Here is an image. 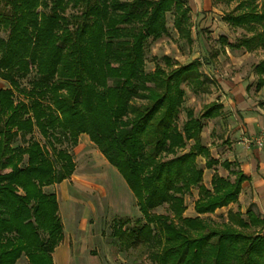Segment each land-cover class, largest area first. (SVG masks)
<instances>
[{
	"label": "trees",
	"instance_id": "1",
	"mask_svg": "<svg viewBox=\"0 0 264 264\" xmlns=\"http://www.w3.org/2000/svg\"><path fill=\"white\" fill-rule=\"evenodd\" d=\"M232 3L222 20L247 35L237 43L221 37L222 47L264 50V0H214ZM168 14L179 37L193 43L185 0H0V78L9 84L0 89V264L23 256L54 264L63 225L57 197L45 188L75 170L71 153L55 144L76 146L81 135L118 170L142 215L115 221L118 247L146 250L153 264H264V218L183 216L193 189L201 191L196 212L214 213L237 200L245 177L224 162L234 182L214 176L211 192L200 185L199 158L207 168L218 164L202 145L203 120L220 115V104L198 118L188 110L183 128L177 125L183 84L209 92L203 62L173 65L164 57L165 67L146 71V45L168 33ZM254 72L261 88L264 59ZM36 129L50 148L30 137ZM161 207L168 213H155Z\"/></svg>",
	"mask_w": 264,
	"mask_h": 264
},
{
	"label": "crops",
	"instance_id": "2",
	"mask_svg": "<svg viewBox=\"0 0 264 264\" xmlns=\"http://www.w3.org/2000/svg\"><path fill=\"white\" fill-rule=\"evenodd\" d=\"M196 2L194 10L196 14L216 11L213 0ZM189 7L192 13L194 8L191 5ZM222 48L226 51V55L232 50L228 47ZM220 54L218 51L217 57L213 60L219 61ZM250 55L247 52L242 60L234 59L232 66L241 67ZM194 60L203 62L202 57ZM205 73L212 80L209 92L194 94L208 97L209 102L205 106L217 103L222 106V110L217 117L203 120L202 145L218 164L207 168V159L202 156L199 158V164L204 170L200 185L211 192L214 176L234 182L236 176L231 174L230 170L240 171L245 179L241 184L237 200L217 209L214 213L200 215L196 212L195 203L200 199L201 191L199 187L193 189L192 193L185 196L186 210L183 216L208 218L219 223H226L236 215L248 221L249 212L264 218V144L257 143V140L264 135V85L258 88L260 77L255 72L250 79L239 73L234 74L233 77L223 78L231 73L230 70H224V75H219L217 70L207 68ZM92 144L87 135L80 136L79 147L81 145L91 147ZM92 151L91 161L94 169L85 173L76 169L69 179L56 185L58 215L63 225V238L52 253L54 264H65L68 261L77 264L83 259L86 264H101L99 252L95 247L97 244H95L94 228L97 223L99 221L115 223L118 219H134L142 216L134 194L118 170L96 147ZM224 162L230 164V170L222 166ZM81 194L89 195L96 200V202H88L82 211L76 206L78 200L75 199ZM189 198H192V203L188 205ZM112 230L114 229L110 228V231ZM110 238L104 245L116 246V239ZM89 246L93 248L86 252L85 249ZM107 253L105 255L110 261L109 249Z\"/></svg>",
	"mask_w": 264,
	"mask_h": 264
},
{
	"label": "rangeland",
	"instance_id": "3",
	"mask_svg": "<svg viewBox=\"0 0 264 264\" xmlns=\"http://www.w3.org/2000/svg\"><path fill=\"white\" fill-rule=\"evenodd\" d=\"M187 5H191L194 9H192L191 13V23H192V31H193V43H188L186 40L181 39L173 26V15H167V27L168 33L163 36L161 39L153 40L150 39L145 48V65L146 71L151 72L154 70L156 65H160L165 67L164 57H168L173 65H186L193 61L194 58L197 57H210L214 52L219 51L220 60H213L211 58H207L203 60V65L201 67V71L204 76L210 79L211 78L205 73L207 68H213L214 71L217 70L219 75H224V70H230L231 73L227 74V76H223V78L233 77L234 74L239 73L243 77L250 79L252 73L254 72V67L260 63L264 59V50L260 49L255 52H248L251 55L246 56L245 64H242L241 67L232 66V61L242 60V58L247 54V52L243 49L239 51L229 50V55H226V51L222 48V44L219 39L221 37H225L230 43H237L242 37L247 35V33L241 28H233L228 23L222 20V17L228 11H231L235 8L236 3H232L230 5L225 4H217L214 8L216 11L214 12H199L195 13L196 1L198 0H185ZM200 1V0H199ZM203 0H201L202 2ZM214 1V0H213ZM260 2V1H259ZM74 11L70 10L68 15L73 14ZM0 36L6 37L5 33H0ZM223 51V55H222ZM231 59V60H230ZM215 79V78H214ZM30 76L26 79L20 81L21 87L28 88L29 87ZM210 84V87H211ZM9 87V84L0 78V89ZM183 89L185 91L184 103L180 109V113L177 119V125L180 129L183 128L185 122L187 121V111L192 110L194 112L195 117H199L204 110L203 107L209 102L207 96H195L194 91L191 86L188 84H183ZM16 97L18 99L22 98V95L17 92ZM264 103V102H263ZM88 136V135H87ZM33 139L39 140L44 147L48 145L45 143L44 138L40 135L39 131L36 129L34 133L30 136ZM91 141L90 137L88 136ZM80 141V137L78 139V143L76 146H73L69 143L55 144V148L65 149L69 153H71L74 163L75 170L79 172H90V170L94 169L92 166L91 155L93 154L92 149L96 147L93 143L91 147H87L84 145L78 146ZM22 144V143H21ZM193 142H189L186 148V151L189 150ZM48 148H50L48 146ZM96 149H98L96 147ZM54 153V152H53ZM54 156V155H53ZM74 170V172H75ZM222 172H224L222 170ZM226 173V172H224ZM69 179V178H68ZM67 180V179H66ZM65 181V180H64ZM62 183V182H61ZM60 184V183H59ZM101 184V183H100ZM56 185H51L45 188V191L48 194L54 193L56 195ZM192 193V192H191ZM188 196V195H187ZM78 200V204L76 206L80 211L85 207L88 202H96L89 195L81 194L78 197H75ZM192 203V198L187 200V204ZM103 205V204H102ZM157 214H167V207H161L155 210ZM80 215V213H79ZM142 216H138L137 218L131 219L135 221L136 219H141ZM219 223V222H217ZM115 228L114 222H106L99 221L94 228L95 233V247L99 252L100 262L101 264H153L148 258V251L146 250H125L123 248L118 247V245H109L106 246V242H109L110 237ZM92 247V246H91ZM87 247L85 251L87 252L90 248ZM93 248V247H92ZM108 249L111 253L110 261L107 260V252ZM106 254V255H105ZM104 259V260H102ZM17 264H30L25 256L21 257V259L17 262ZM65 264H76V262L68 261ZM77 264H86V261L79 260Z\"/></svg>",
	"mask_w": 264,
	"mask_h": 264
},
{
	"label": "built area",
	"instance_id": "4",
	"mask_svg": "<svg viewBox=\"0 0 264 264\" xmlns=\"http://www.w3.org/2000/svg\"><path fill=\"white\" fill-rule=\"evenodd\" d=\"M258 144H264V135L257 140Z\"/></svg>",
	"mask_w": 264,
	"mask_h": 264
}]
</instances>
